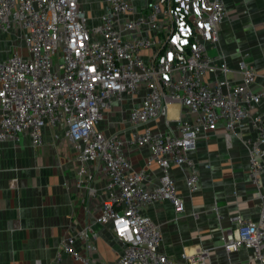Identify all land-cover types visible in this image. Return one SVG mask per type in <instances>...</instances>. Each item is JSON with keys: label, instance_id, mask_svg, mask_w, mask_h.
<instances>
[{"label": "built area", "instance_id": "obj_1", "mask_svg": "<svg viewBox=\"0 0 264 264\" xmlns=\"http://www.w3.org/2000/svg\"><path fill=\"white\" fill-rule=\"evenodd\" d=\"M226 14L224 0H0V33L14 35L26 50L0 59V142L28 135L39 146L46 126L63 128L73 144L79 187L91 190L95 168L106 177L95 219L109 224L122 245L113 264H218L205 249L183 252L179 259L163 253L160 228L144 214L146 206L164 201L175 213L184 211L170 167L181 170L189 192L198 189L187 151L200 133L221 124L229 138L250 119L255 136L242 142L249 182L261 187L264 118L249 115L264 102V88H254L258 75L245 61L238 63L239 81L228 79L219 53ZM139 95L125 120L127 138L99 128L113 101ZM170 104L191 119L177 116L171 123ZM161 118L168 133L151 127ZM136 146L149 153L137 170L127 154ZM153 164L161 172L151 183ZM258 197V217L236 215L221 243L227 252L249 251L250 264H264V198ZM77 236L89 242L97 235L83 229ZM63 253L89 264L72 237L63 240L56 262Z\"/></svg>", "mask_w": 264, "mask_h": 264}, {"label": "crops", "instance_id": "obj_2", "mask_svg": "<svg viewBox=\"0 0 264 264\" xmlns=\"http://www.w3.org/2000/svg\"><path fill=\"white\" fill-rule=\"evenodd\" d=\"M224 5L227 14L219 27V53L230 70L227 77L239 81L238 63L245 61L258 75L254 88L262 90L264 0H224ZM14 50L26 53L23 42L14 35L0 33V59ZM217 77H222L221 73ZM214 78L215 74L208 80ZM139 99L140 95L113 101L99 128L106 134L120 132V137L127 138L125 120L131 104ZM171 105L175 108L172 117ZM177 116L191 119L179 105L170 104V122L174 123ZM249 116L264 118V102L252 108ZM249 120L229 138L221 124L213 132L200 133L195 146L187 151L199 175L196 191L189 192L181 170L170 167L185 202L183 212L175 213L167 201L144 208V214L160 228L159 249L166 255L179 259L183 252L205 249L207 257L218 264H250L249 251L227 252L221 246L223 234L235 225L234 217L256 219L262 202L258 196L264 198V173L260 189L248 179L249 156L242 138L255 136ZM151 127L164 133L170 128L162 118ZM43 140L35 146L28 135H23L19 142H0V264H82L67 253L55 261L68 237L74 239V246L89 264H113L122 245L112 235L109 224L95 219L105 198L106 177L95 168L88 183L91 190L79 187L73 144L64 136L63 128L46 126ZM127 154L137 170L149 153L147 147L136 146ZM151 169L153 183L161 171L155 164ZM83 229L91 230L96 238L89 242L81 239L77 235Z\"/></svg>", "mask_w": 264, "mask_h": 264}, {"label": "bare ground", "instance_id": "obj_3", "mask_svg": "<svg viewBox=\"0 0 264 264\" xmlns=\"http://www.w3.org/2000/svg\"><path fill=\"white\" fill-rule=\"evenodd\" d=\"M173 107H175V106H173ZM169 115H170L171 117L175 115V108H172V105H171V107L169 108Z\"/></svg>", "mask_w": 264, "mask_h": 264}, {"label": "rangeland", "instance_id": "obj_4", "mask_svg": "<svg viewBox=\"0 0 264 264\" xmlns=\"http://www.w3.org/2000/svg\"><path fill=\"white\" fill-rule=\"evenodd\" d=\"M24 51H25V50H24ZM147 52H148V51H146V52L142 51L143 54H145V53H147Z\"/></svg>", "mask_w": 264, "mask_h": 264}]
</instances>
